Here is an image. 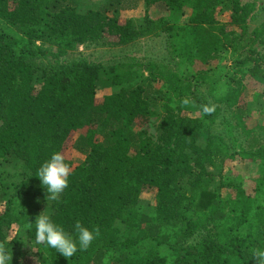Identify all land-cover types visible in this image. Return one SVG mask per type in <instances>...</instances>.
I'll use <instances>...</instances> for the list:
<instances>
[{
  "label": "trees",
  "instance_id": "obj_1",
  "mask_svg": "<svg viewBox=\"0 0 264 264\" xmlns=\"http://www.w3.org/2000/svg\"><path fill=\"white\" fill-rule=\"evenodd\" d=\"M98 1L0 0V244L8 264H256L264 127L254 134L244 121L257 105L264 113V56L253 48L264 44V23L249 30L258 0ZM139 6L141 17L122 15ZM144 38L163 40L165 58L139 66L66 57ZM100 83L113 90L98 102ZM251 84L259 93L244 104ZM153 119L155 138L141 131ZM74 134L81 139L70 145ZM68 146L87 155L84 165L68 160ZM53 151L70 175L46 201L35 173ZM238 161L255 163L259 178L235 176ZM44 210L70 235L77 221L99 235L67 258L35 239Z\"/></svg>",
  "mask_w": 264,
  "mask_h": 264
},
{
  "label": "rangeland",
  "instance_id": "obj_2",
  "mask_svg": "<svg viewBox=\"0 0 264 264\" xmlns=\"http://www.w3.org/2000/svg\"><path fill=\"white\" fill-rule=\"evenodd\" d=\"M84 6L90 7L99 2L98 0H81ZM164 8L162 6L157 7L153 11V15L155 17H159L163 15ZM124 17H141L143 15V9L141 6L137 10L123 12ZM226 19V15L222 17ZM186 19L182 18L180 22H184ZM264 23V0H258L256 3V11L252 15L249 20V30L254 31L256 28H259ZM248 48L245 47V52L248 55ZM258 50V57L264 56V44H257L253 47ZM251 55V54H250ZM248 55V56H250ZM165 48L163 40H158L157 38H144L137 41L134 44L128 46H109L104 44L99 45H87L81 46L76 51L69 53L66 57L68 60H76L78 58L86 57L95 62H99L105 65L113 64L114 62H128V63H136L137 65H145V58H165ZM245 57V54L242 58ZM225 65L231 68L230 61H224ZM106 79V78H103ZM105 81V80H104ZM108 83H100V86L97 91V101L100 102L103 96L109 92H112L113 88L109 86ZM206 96H208V91H204ZM259 93L256 84H251L248 87L247 91L243 95L244 104L245 102L251 103L255 96ZM209 97V96H208ZM254 105V104H252ZM259 106L252 108L251 117L245 119L246 126L248 130H252L255 133H260L261 128L264 127V113L259 112ZM223 115H227L228 118L232 121V126L236 125L234 122L230 112H228L225 108L222 112ZM142 132H145L148 136L153 138L156 137L155 131V120H151L145 127L142 128ZM217 133H221L223 130H218L215 128ZM235 135L239 137V140L243 141L245 139V134L239 135L238 130L235 131ZM82 135L74 134L71 137V142H76L81 139ZM66 152V157L71 161L74 165H84L87 159V155L83 153L81 150L76 148H70L68 146ZM233 173L235 176H243L246 182L252 183L255 179L259 178V174L257 171V165L253 162H244L238 161L233 165ZM147 201L150 204L154 203L155 195L153 193L147 194Z\"/></svg>",
  "mask_w": 264,
  "mask_h": 264
},
{
  "label": "clouds",
  "instance_id": "obj_3",
  "mask_svg": "<svg viewBox=\"0 0 264 264\" xmlns=\"http://www.w3.org/2000/svg\"><path fill=\"white\" fill-rule=\"evenodd\" d=\"M69 175V165L59 151H53L50 157L41 163L35 176L46 190V201L58 198L68 185ZM34 223L36 241L67 258L73 257L78 251L86 250L99 235L98 229H90L79 221L74 225L75 235H70L61 225L55 223L45 210L35 217ZM250 254L256 264H264V247L252 248ZM11 256L0 244V264L11 262Z\"/></svg>",
  "mask_w": 264,
  "mask_h": 264
}]
</instances>
